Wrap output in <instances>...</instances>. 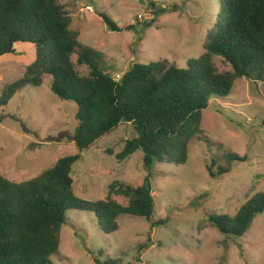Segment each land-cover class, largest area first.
I'll use <instances>...</instances> for the list:
<instances>
[{
    "label": "rangeland",
    "instance_id": "obj_1",
    "mask_svg": "<svg viewBox=\"0 0 264 264\" xmlns=\"http://www.w3.org/2000/svg\"><path fill=\"white\" fill-rule=\"evenodd\" d=\"M176 10L158 17L144 30L150 0H63L82 45L101 53L100 67L114 77L122 76L136 62L169 59L186 67L201 56L207 33L217 14L216 0H154ZM88 7H91L89 9ZM102 13L123 28L110 30ZM142 15V17L140 16ZM134 25V29L126 27ZM72 60L81 75L87 65ZM36 60V46L17 43L16 52L0 56V94L3 87L24 75ZM219 71L231 70L220 56ZM75 101L61 99L51 89V76L40 87L27 86L7 106L0 107V172L21 182L53 166L62 156L74 154L73 139L79 124ZM129 123L102 136L73 166L75 193L88 200L105 199L115 180L133 186L144 182L147 171L143 151L125 160L117 154L136 136ZM247 156L221 177L210 175L207 164L225 153ZM155 220L166 225L152 227L142 217L124 214L120 228L106 234L93 212L67 210L54 264H264V212L255 216L243 236L221 233L209 225L212 214H236L257 191H264V82L238 78L230 95L213 98L203 113L202 132L190 145L185 164L157 162L151 169ZM126 205L127 199L113 195ZM149 238L152 245L139 248ZM102 251V252H101Z\"/></svg>",
    "mask_w": 264,
    "mask_h": 264
},
{
    "label": "trees",
    "instance_id": "obj_2",
    "mask_svg": "<svg viewBox=\"0 0 264 264\" xmlns=\"http://www.w3.org/2000/svg\"><path fill=\"white\" fill-rule=\"evenodd\" d=\"M215 3L217 14L201 56L190 58L186 67L169 59L135 61L116 80L100 67L97 58L101 53L81 44L63 0H0V56L16 52L20 42L36 46V60L24 75L3 87L0 107L7 106L25 87H40L45 77L51 76L52 91L77 103L79 121L73 135L76 153L60 157L53 166L21 182L0 172V264H54L51 256L59 251L67 210L95 213L106 234L120 228L119 218L124 214L142 217L153 228L168 223V218H154L153 166L157 162H188L191 142L202 132L204 111L213 98L230 95L238 78L264 82V0ZM176 7L150 0L149 17L141 27H153L158 17ZM102 18L110 30H123L107 14L102 13ZM74 54L78 64L88 66V75L78 72ZM215 56L224 58L232 69L219 71ZM123 123L131 124L137 134L125 142L117 158L125 160L142 150L147 171L144 182L133 186L115 180L105 199L79 197L72 177L74 164L84 151ZM219 159L207 164L214 178L230 172L247 156L226 152L220 164ZM113 195L125 197L128 203H119ZM262 212L263 190L253 194L234 215H210L209 225L225 235L243 236ZM151 245L149 238L139 248ZM95 261L104 264L98 258Z\"/></svg>",
    "mask_w": 264,
    "mask_h": 264
},
{
    "label": "built area",
    "instance_id": "obj_3",
    "mask_svg": "<svg viewBox=\"0 0 264 264\" xmlns=\"http://www.w3.org/2000/svg\"><path fill=\"white\" fill-rule=\"evenodd\" d=\"M88 8L92 10L91 7H88ZM140 16L142 17V15H140ZM121 78H122V75H121L120 73H118V74L116 75V77H115L116 80H120Z\"/></svg>",
    "mask_w": 264,
    "mask_h": 264
}]
</instances>
